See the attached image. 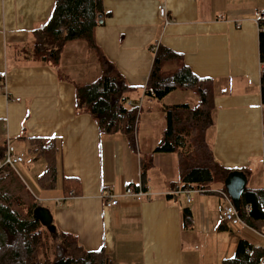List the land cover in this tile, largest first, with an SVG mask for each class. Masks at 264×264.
I'll return each instance as SVG.
<instances>
[{"label":"crops","instance_id":"0c3cea01","mask_svg":"<svg viewBox=\"0 0 264 264\" xmlns=\"http://www.w3.org/2000/svg\"><path fill=\"white\" fill-rule=\"evenodd\" d=\"M103 3L108 15L96 29V42L134 87L132 91L157 100L145 93L155 49L162 45L181 54L196 75L213 79L214 124L207 131V141L216 159L231 171H244L248 184L254 174V179L258 178L255 189L264 187L263 64L260 27L255 18L259 11H264V0H103ZM54 4L55 0H0V74L4 76L0 86V117H10L16 99L34 102L33 107L38 103L36 110L42 117L47 114L49 122L39 133L56 144L58 157L57 138L61 139L62 172L56 167L55 187L60 186L64 196H59L50 207L56 230L71 233L87 250L103 249L113 264H221L246 235L242 224L223 222L222 208L226 202L219 191L226 189L208 187L204 192L192 188V201L188 202L181 185L178 154L155 152L166 128L152 129L150 135L141 136L139 116L138 146L134 150L125 135L101 133L93 115L77 108V86L94 80L85 82L83 77L81 80L70 66H65L66 73L60 61L56 64L28 59L27 51L35 45L33 30L49 19ZM162 7L167 10L166 17L161 15ZM83 42L69 41L66 48L72 53L71 60L76 59L74 64L80 62L77 70L87 78L91 74L88 66H93L94 58L98 57L90 54ZM40 73L53 77L55 74V80L58 74L61 87L54 95L40 92V83L46 82ZM34 74L30 83L26 77ZM45 102L56 104L51 110L42 104ZM19 110L16 105V111ZM139 110L143 118L145 113ZM161 110L167 127L164 106ZM148 113L153 114L151 109ZM111 143L121 152L114 166L110 160L106 162ZM145 158L151 163L145 182L149 194L142 199L128 196L127 187L143 183ZM20 169L17 171L22 177ZM65 177L79 180L77 194L65 191ZM110 197L118 199V205L108 207ZM185 208L191 211L189 225L184 223Z\"/></svg>","mask_w":264,"mask_h":264},{"label":"trees","instance_id":"16d2710c","mask_svg":"<svg viewBox=\"0 0 264 264\" xmlns=\"http://www.w3.org/2000/svg\"><path fill=\"white\" fill-rule=\"evenodd\" d=\"M107 15L103 0H55L49 19L33 30L35 45L27 51L28 59L58 64L65 43L85 40L99 57L102 74L90 83L77 86V108L93 115L101 133H121L136 150L140 112L128 106V93L134 87L105 56L95 38L97 27L103 24ZM258 23L264 104V17ZM3 79L0 74V86ZM178 88L196 89L199 103L196 107L188 103L164 105L167 127L155 152L177 153L182 189L197 188L206 192L208 184L224 181L231 172L218 162L207 141V131L214 124L213 79L199 77L183 61L181 54L158 45L145 93L162 100ZM6 149L7 142L0 139V163L6 156ZM43 152L48 158V169L41 182L51 188L55 186L57 172L55 143L43 145ZM150 164L146 158L142 161L143 183L140 185L144 188ZM64 189L69 194H77L79 180L65 177ZM38 205L39 200L17 168L0 165V264H113L103 249L87 250L67 231L58 229L50 232L49 240L45 239L44 234L48 236L49 231L33 217ZM239 215L249 227L264 233V187H247ZM190 222L191 211L185 208L184 223L189 225ZM222 264H264V246L241 238L235 254L225 258Z\"/></svg>","mask_w":264,"mask_h":264},{"label":"rangeland","instance_id":"374dc122","mask_svg":"<svg viewBox=\"0 0 264 264\" xmlns=\"http://www.w3.org/2000/svg\"><path fill=\"white\" fill-rule=\"evenodd\" d=\"M68 42L63 45V48H61V53H60V67H69L72 69L74 72L77 73V75L81 78V80H86L87 81H92L96 80L101 74H102V66L99 57L97 56L96 52L91 50L87 44V42L84 40L83 45L87 46V51L90 54L95 55L98 58H94V63L93 66L90 65L88 66V72L91 73L88 75V79L86 76L81 72L78 71V64L81 66L80 62L75 63V60H71L72 53L70 52L69 48H66ZM87 52V55L89 53ZM93 56H91L92 59ZM91 62V60H90ZM63 64V65H62ZM96 65L97 68L92 69ZM90 67V68H89ZM92 67V68H91ZM69 69V70H70ZM92 69V70H91ZM63 70L67 73L68 70L67 68H63ZM91 70V71H90ZM35 77L34 75L27 76V80L31 83V79ZM41 79H45V83H40L39 85V90L40 92H51L52 95L57 91L58 87H61L60 84H58V74H57V79L55 80V74L54 77L46 74L45 76L40 73ZM83 77V79H82ZM31 86V85H27ZM26 86V87H27ZM132 95H130L129 100H128V106L132 109H136L137 107L139 109H143L144 111V117L141 118L142 112L139 110L140 114V124L139 128L141 129V136L144 135H150L151 130H165L166 128V121H165V116L163 111L161 110V107L164 106L165 104L167 105H173V104H178V103H188L191 105V107H196V105L199 103V94L196 89H181L178 88L174 90L172 93H170L168 96H166L162 100H150L148 97H145L144 95L138 96V91L134 93V91L131 92ZM130 93V94H131ZM135 102H134V100ZM17 104H14V110L10 112V117H0V139L5 140L9 145L15 147L19 153H21L24 157V168L26 169L29 177L25 175L22 170L21 174L22 177L26 180V182L29 184V186L32 188L34 191L37 199L40 202V205L49 208L53 207L54 204L53 202L56 201V199L60 196H64L63 190L61 189L60 186L58 187H47L43 186L41 182V178L45 175L47 169H48V158L46 154L43 152V145L49 146L52 143V140H49L47 137L42 136L43 128H46L48 126V121H46L47 114H45L44 117L36 110L35 107L38 106V103L33 107L31 104H34V102L27 101L23 103V101L17 100ZM45 107L50 108L51 110L54 108V104L52 102H45L42 103ZM16 105L20 107L19 112L16 111ZM151 109V112L153 114H149V110ZM150 115V116H149ZM39 133V131H41ZM46 136V135H44ZM143 138V137H142ZM58 140V147H60V154L58 157V152L59 148H57L55 144V158L57 162V169L59 173L61 174V154H62V142L60 138H57ZM43 141V144L41 142ZM108 153L106 157V162L110 160L111 164L114 166L117 161L120 159V151L118 150L117 146L115 143H111L108 146ZM97 160L99 158L97 157ZM260 170L263 173V163L261 162L260 164ZM264 179V174L263 177ZM258 180L257 177L254 179V174L252 175V179L248 184V187H254L257 186L255 185V182ZM209 187H222L225 188V180L220 181V182H213L211 184H208ZM255 188V187H254ZM195 192V191H194ZM193 192V196H194ZM49 206V207H48ZM52 212V211H51ZM232 226H230L229 229H231ZM229 229L223 232H227ZM241 229L245 231V234L243 238L251 241L257 246H264V233L260 232L258 230H255L251 227H249L247 224L242 223ZM48 230V229H47ZM49 231V230H48ZM194 230H192L193 232ZM49 231L48 236L44 234V238L49 240L50 233ZM52 242V241H50ZM205 246V244H204ZM237 247V246H236ZM233 249L226 257H232L235 254L236 251ZM210 248V245L208 247H205V251L208 252ZM204 250V247L201 248ZM51 252V250H48ZM224 257V258H226ZM222 264V261H221Z\"/></svg>","mask_w":264,"mask_h":264},{"label":"built area","instance_id":"2783aa9c","mask_svg":"<svg viewBox=\"0 0 264 264\" xmlns=\"http://www.w3.org/2000/svg\"><path fill=\"white\" fill-rule=\"evenodd\" d=\"M161 15L166 17L167 16V10L162 7L161 8ZM264 17V11H259L256 14V21L259 22L261 18ZM24 157L21 153L17 151V149L7 143V149H6V156L4 160L0 163V165H11L15 168H21L25 173L26 169L24 168ZM183 192L187 193V201L191 202L192 198L190 196L191 189H184ZM176 194H179L180 191H176ZM125 194L128 196H134L138 199H142L146 195L149 194L148 188H144L142 185L137 187L129 186L125 190ZM219 194L225 199V204L222 208V219L224 223L232 224V225H241L243 223L242 218L239 215V212L236 210V207L234 206L229 194L226 190H220ZM119 201L115 197H110L109 200H107V206H116L118 205Z\"/></svg>","mask_w":264,"mask_h":264},{"label":"water","instance_id":"95a60500","mask_svg":"<svg viewBox=\"0 0 264 264\" xmlns=\"http://www.w3.org/2000/svg\"><path fill=\"white\" fill-rule=\"evenodd\" d=\"M248 187V176L242 170L231 171L225 179V189L229 194L236 210L241 211L242 208V195ZM35 220L39 221L49 231H56L54 224V216L49 208L38 205L33 212Z\"/></svg>","mask_w":264,"mask_h":264}]
</instances>
